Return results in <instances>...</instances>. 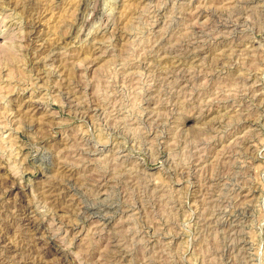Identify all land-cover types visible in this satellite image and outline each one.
Instances as JSON below:
<instances>
[{"label": "rangeland", "instance_id": "obj_1", "mask_svg": "<svg viewBox=\"0 0 264 264\" xmlns=\"http://www.w3.org/2000/svg\"><path fill=\"white\" fill-rule=\"evenodd\" d=\"M42 1L0 0V264H264V0Z\"/></svg>", "mask_w": 264, "mask_h": 264}, {"label": "bare ground", "instance_id": "obj_2", "mask_svg": "<svg viewBox=\"0 0 264 264\" xmlns=\"http://www.w3.org/2000/svg\"><path fill=\"white\" fill-rule=\"evenodd\" d=\"M43 1H45V3H43L42 4V6L45 8V9H48V10H53L54 9V7H58L57 9L59 10V11H62V13H63V16L64 15H67L68 16V18H70V15H75V13H76V11H78L79 10V8L81 7H78V5H79V3L77 4V2H76V0H68L67 2H66V0L64 1V0H43ZM42 1V2H43ZM84 0H82V2H83ZM122 1H123V3H122ZM121 1V3H122V5L120 6V13H119V17H120V19H118V20H124V19H126L127 17L128 18H130L129 17V15L131 14V8H132V6L134 5V3H135V1L136 0H122ZM3 2V1H2ZM16 2V1H15ZM26 3V2H25ZM81 3V2H80ZM9 4V3H8ZM29 4V3H28ZM136 4V3H135ZM40 5V4H39ZM61 5V6H60ZM15 6V5H14ZM23 6V5H22ZM96 6V5H95ZM28 8V7H27ZM41 8V7H40ZM119 8V7H118ZM30 9V8H29ZM42 9V8H41ZM116 9V8H115ZM56 10V9H55ZM119 10V9H118ZM136 10V9H135ZM43 11H47V10H43ZM59 11H57V15H58V12ZM80 11V10H79ZM95 11V10H94ZM133 11V10H132ZM91 12V11H90ZM202 12V11H201ZM51 13H52V11H51ZM61 13V12H60ZM81 13V12H80ZM96 13H98V12H96ZM83 14V13H82ZM53 15V14H52ZM40 16V15H39ZM66 16V17H67ZM81 16V15H80ZM93 16V15H92ZM112 16V15H111ZM132 16V15H131ZM83 17V16H82ZM81 17V18H82ZM118 17V18H119ZM59 18V17H58ZM57 18V19H58ZM78 18H79V16H78ZM114 18V17H113ZM112 18V19H113ZM116 18V21H117V16L115 17ZM61 19V18H60ZM90 19H91V17H90ZM75 20V19H74ZM83 20V19H82ZM35 21V20H34ZM59 21V20H58ZM61 21V20H60ZM67 21V20H66ZM115 21V20H114ZM70 22V21H69ZM112 22V21H111ZM124 22V21H123ZM28 23V22H27ZM59 23V22H58ZM60 24V23H59ZM69 24V23H68ZM81 24V23H80ZM112 24V23H111ZM116 24V23H115ZM223 25H224V23H223ZM228 25V24H227ZM30 26L33 28L34 27V23L33 22H30ZM57 26V25H56ZM60 27V26H59ZM68 27V26H67ZM30 28V27H29ZM38 28V27H37ZM62 28V27H61ZM76 28V27H75ZM122 28V27H121ZM82 29V28H81ZM59 30V29H58ZM221 30V29H220ZM56 31V30H55ZM202 31V30H201ZM74 32V31H73ZM80 32V31H79ZM27 33V32H26ZM65 33V32H64ZM200 33V32H199ZM198 33V34H199ZM26 35V34H25ZM115 35V34H114ZM61 36V35H60ZM101 37V36H100ZM44 38V37H43ZM72 39V38H71ZM79 39V38H78ZM96 39V38H95ZM183 40V39H182ZM195 41V40H194ZM28 42V41H27ZM71 42V41H70ZM182 42V41H181ZM203 42V41H202ZM205 42V41H204ZM69 44V43H68ZM78 44V43H77ZM60 45H62V44H60ZM66 46V45H65ZM160 46V45H159ZM172 47V46H171ZM170 47V48H171ZM45 48V47H44ZM56 48V47H55ZM53 49V48H52ZM51 50V49H50ZM54 50V49H53ZM56 50V49H55ZM59 50H60V48H59ZM181 51V50H180ZM189 51V50H188ZM88 52V51H87ZM188 53V52H187ZM167 54V53H166ZM170 54V53H169ZM180 54V53H179ZM47 56V55H46ZM58 60V59H57ZM183 63H184V61H183ZM56 64V63H55ZM58 64V63H57ZM63 64V63H62ZM173 64V63H172ZM175 64V63H174ZM136 65V64H135ZM129 66V65H128ZM178 66V65H177ZM38 68V67H37ZM48 69V68H47ZM54 70H55V68H54ZM61 71V70H60ZM170 71V70H169ZM59 73V72H58ZM44 74V73H43ZM187 77V76H186ZM43 78V77H42ZM62 78V77H61ZM179 78V77H178ZM176 81V80H175ZM70 82V81H69ZM64 86V85H63ZM71 86V85H70ZM63 91V90H62ZM66 92V91H65ZM72 92V91H71ZM67 94V93H66ZM73 95V94H72ZM76 96V95H75ZM75 98V97H74ZM15 100V99H14ZM68 103V102H67ZM74 103V102H73ZM75 105V104H74ZM78 105V104H77ZM14 107V106H13ZM31 107V106H30ZM10 110V109H9ZM8 111V110H7ZM13 111V110H12ZM18 111V110H17ZM33 111V110H32ZM21 112H23V111H21ZM11 114V113H10ZM40 114V113H39ZM18 115V114H17ZM48 115V114H47ZM40 116V115H39ZM44 117V116H43ZM12 119H14V118H12ZM35 119V118H34ZM18 121V120H17ZM37 123V122H36ZM262 152V151H261ZM62 168V167H61ZM103 175V174H102ZM71 176V175H70ZM75 176V175H74ZM2 177V176H1ZM59 177V176H58ZM4 178V177H3ZM76 179V178H75ZM3 180V179H2ZM98 180V179H97ZM12 181H14L13 179H12ZM63 181V180H62ZM66 182V181H65ZM2 183V182H1ZM0 183V184H1ZM5 183V182H4ZM11 183V182H10ZM54 183V182H53ZM5 184H7V181H6V183ZM20 184V183H19ZM71 184V183H70ZM2 185V184H1ZM13 185V184H12ZM8 186L7 187V185L6 186H4V187H7V190L6 191H9V192H11L12 191V189H13V186ZM56 185V184H55ZM67 185V184H66ZM52 186V185H51ZM50 187V186H49ZM48 187V188H49ZM205 187V186H204ZM52 188V187H51ZM61 189V188H60ZM66 189V188H65ZM70 189V188H69ZM39 190H41V189H39ZM48 190H50V188L49 189H44L43 191H45V192H47ZM51 190H53V188L51 189ZM58 190V189H57ZM198 190V189H197ZM203 191V190H202ZM51 191H49V193H50ZM53 192V191H52ZM43 193V192H42ZM49 193L47 192L46 194H48L49 195ZM53 193H55V190H54V192ZM16 195V194H15ZM45 195V194H44ZM47 195V196H48ZM52 195V194H51ZM58 195V194H57ZM43 196V195H42ZM50 196V195H49ZM49 196H48V198H49ZM54 196V195H53ZM52 196V197H53ZM56 196V195H55ZM54 196V197H55ZM67 196V195H66ZM44 197H46V196H44ZM43 198V197H42ZM24 199V198H23ZM53 199V198H52ZM51 199V200H52ZM46 200H48V199H46ZM57 200V199H56ZM29 203H31L30 201H28ZM54 202V201H53ZM53 202H51V204L53 203ZM102 202V201H101ZM54 204V203H53ZM52 204V205H53ZM56 204H58V202L56 203ZM55 204V205H56ZM63 205V204H62ZM101 205H102V203H101ZM7 206V205H6ZM95 206V205H94ZM110 206V205H109ZM2 207V206H1ZM73 207V206H72ZM8 208V207H7ZM10 208V207H9ZM74 208V207H73ZM100 208V207H99ZM25 209V208H24ZM94 209V208H93ZM101 209V208H100ZM120 209V208H119ZM66 210V209H65ZM115 210V209H114ZM84 211H85V209H84ZM102 211V210H101ZM105 211V210H104ZM103 211V212H104ZM113 211V210H112ZM5 212V211H4ZM95 212V211H94ZM58 213V212H57ZM66 213V212H65ZM68 213V212H67ZM100 213V212H99ZM241 213V212H240ZM59 214V213H58ZM111 214V213H110ZM25 215V214H24ZM28 215H30V214H28ZM99 215V214H98ZM23 216V215H22ZM39 216V215H38ZM102 216V215H101ZM21 217V216H20ZM31 217V216H30ZM88 217V216H87ZM238 217V216H237ZM26 218H29V217H26ZM94 218V217H93ZM5 219H6V217H5ZM22 219V218H21ZM30 220V219H29ZM35 220V219H34ZM42 220V219H41ZM235 220V219H234ZM241 220V219H240ZM36 221V220H35ZM97 221V220H96ZM223 221V220H222ZM31 222V221H30ZM234 222V221H233ZM8 223V222H7ZM22 223V222H21ZM32 223V222H31ZM35 223V222H34ZM37 223H38V221H37ZM99 223V222H98ZM26 224V223H25ZM28 224H29V222H28ZM16 226V225H15ZM46 226V225H45ZM16 228V227H15ZM20 228V227H19ZM28 228V227H27ZM34 228V227H33ZM36 228V227H35ZM5 230H6V228H5ZM4 229H2V232L3 231H5ZM20 230V229H19ZM30 230V229H29ZM33 230H35V229H33ZM32 230V231H33ZM236 230H237V228H236ZM36 233H37V228H36ZM40 231V230H39ZM236 232V231H235ZM4 233V232H3ZM229 234V233H228ZM235 234V233H234ZM29 235H31V233L29 234ZM34 236H36L35 234H33ZM37 235H38V233H37ZM29 237V236H28ZM39 237V236H38ZM37 237V238H38ZM18 238V237H17ZM31 239V238H30ZM36 239V238H35ZM38 241V240H37ZM48 241V240H47ZM1 242V241H0ZM32 242V241H31ZM11 243V242H10ZM36 243V242H35ZM14 244V243H13ZM231 244V243H230ZM27 245V244H26ZM228 246V245H227ZM59 248H60V246H59ZM16 249V248H15ZM9 250V249H8ZM18 251V250H17ZM31 251V250H30ZM56 251H59L58 249L56 250ZM35 252V251H34ZM23 253V252H22ZM41 253V252H40ZM34 254V253H33ZM8 255V254H7ZM20 255V254H19ZM60 255V254H59ZM55 256V255H54ZM58 256V255H57ZM40 257V256H39ZM19 258V257H18ZM32 258H33V256H32ZM31 258V259H32ZM56 258L54 257V260H55ZM33 260V259H32ZM36 260V259H35ZM38 260H41V259H38ZM37 260V261H38ZM60 260V259H59ZM58 260V261H59ZM48 261V260H47ZM46 261V263H48ZM50 261V260H49ZM51 261H53V260H51ZM50 261V262H51ZM61 261V260H60ZM63 261H64V259H63ZM11 262V261H10ZM36 262V261H35ZM56 262H57V259H56ZM65 262V261H64ZM0 263H1V261H0ZM45 263V264H46ZM54 263V262H53ZM58 263V262H57ZM61 263V262H60ZM52 264V263H51Z\"/></svg>", "mask_w": 264, "mask_h": 264}]
</instances>
